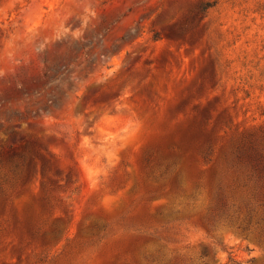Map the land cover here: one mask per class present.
I'll use <instances>...</instances> for the list:
<instances>
[{"label": "rangeland", "instance_id": "rangeland-1", "mask_svg": "<svg viewBox=\"0 0 264 264\" xmlns=\"http://www.w3.org/2000/svg\"><path fill=\"white\" fill-rule=\"evenodd\" d=\"M0 264H264V0H0Z\"/></svg>", "mask_w": 264, "mask_h": 264}]
</instances>
